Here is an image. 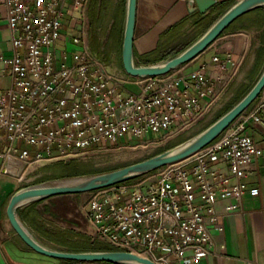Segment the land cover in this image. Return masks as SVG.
Segmentation results:
<instances>
[{"label":"built area","instance_id":"built-area-1","mask_svg":"<svg viewBox=\"0 0 264 264\" xmlns=\"http://www.w3.org/2000/svg\"><path fill=\"white\" fill-rule=\"evenodd\" d=\"M215 1L232 5L240 0ZM87 4L0 0V21L11 31L12 53L0 55L11 80L0 92V178L24 182L43 163L131 147L152 134L163 132V142L226 96L228 85L219 88L215 81L237 65L231 54H216L189 74L132 77L91 46ZM70 27L80 35L64 31ZM61 40L65 46L59 48ZM210 67L217 80L208 76ZM250 125L264 129V88L248 110L193 157L140 181L92 192L83 211L95 239L156 264H197L216 254L214 234L223 229L217 203L260 195L259 188L244 182L262 153L247 133ZM222 162L227 173L219 168Z\"/></svg>","mask_w":264,"mask_h":264},{"label":"crops","instance_id":"crops-1","mask_svg":"<svg viewBox=\"0 0 264 264\" xmlns=\"http://www.w3.org/2000/svg\"><path fill=\"white\" fill-rule=\"evenodd\" d=\"M261 8L264 9V7ZM172 11L176 12L175 16L169 18ZM220 14L221 11L215 7L206 14H201L198 11L190 13L187 1L182 0H138L134 40L137 62L141 65L161 62L158 61L161 54L158 53V49L163 42L162 37L175 25L186 20V25L182 30L185 33L199 19L202 18L203 24H206ZM121 41L123 44V34ZM262 47H264L263 44L260 45L259 49ZM249 49L250 39L248 35L239 31H225L206 51L171 73L189 74L204 64H209L216 54L223 58L227 54H231L237 65L230 67L228 75L223 80L215 81L219 88L225 84L230 88L231 81L240 73ZM0 55L5 57L12 55L11 31L4 21H0ZM263 70L264 66L258 78ZM8 71L9 65L0 63V92H4L10 87L11 80ZM208 76L217 80L218 75L213 67L208 69ZM247 133L253 136L262 153L248 168L244 182L250 188H259L260 195L257 197L245 195L240 201L231 198L220 200L217 203L216 211L223 229L214 234L213 250L216 254L208 256L197 264H264V129L250 125ZM219 168L225 173L228 172V166L225 162L220 163ZM154 180L152 179L146 184H150ZM23 187H26L23 182L16 179L5 176L0 178V264H73L69 263L71 261H62L35 252L13 229L7 215V207L12 195ZM85 194L87 193L51 197L36 208L43 218H51L62 230L88 236L89 234L93 235L94 231L83 211L84 205L89 201H83ZM235 204L240 206L235 210H229V207ZM40 206H43L44 209H40ZM52 208L56 213L53 212ZM52 215L58 220L53 219ZM77 264L88 263L78 262Z\"/></svg>","mask_w":264,"mask_h":264},{"label":"water","instance_id":"water-1","mask_svg":"<svg viewBox=\"0 0 264 264\" xmlns=\"http://www.w3.org/2000/svg\"><path fill=\"white\" fill-rule=\"evenodd\" d=\"M215 0H189V12L206 14ZM264 0H240L224 11L212 25L183 51L164 61L141 65L134 51L138 0L126 1L122 44V65L132 77H156L171 73L206 51L238 19L257 8ZM264 88V70L252 88L226 113L194 137L146 160L98 174L56 179L17 190L11 197L7 215L19 237L35 252L62 261L79 263L156 264L150 259L120 250L68 251L40 239L21 219L20 211L36 202L61 195L92 193L148 176L169 165L183 162L209 146L256 101Z\"/></svg>","mask_w":264,"mask_h":264},{"label":"rangeland","instance_id":"rangeland-1","mask_svg":"<svg viewBox=\"0 0 264 264\" xmlns=\"http://www.w3.org/2000/svg\"><path fill=\"white\" fill-rule=\"evenodd\" d=\"M120 2L121 0H88L85 14L86 24L89 29L91 46L93 47L94 43H96L99 46L98 49H101L102 52H106L110 55L109 60H113L115 64H117L124 70L122 65V43L119 46L117 45V42H115V36H117L116 33L118 34L119 31H121L120 27L117 24ZM230 4L231 2L217 3L215 5V8L219 9L222 12ZM175 13V11H172L169 15V18L175 16ZM67 22L69 23L70 20H67ZM209 23L210 22H208V24ZM124 24L125 20L123 22V25L121 26L122 34ZM200 27L201 26L195 24L193 27L188 28L182 35L178 34L175 39L170 41L169 47L178 48L182 47L187 42H191L192 40L197 38L198 33L202 32L205 28V26L201 27V29ZM64 31L68 34L70 33L72 35H80V33L76 29L74 30L71 27L69 29H64ZM231 31H239L248 35L250 39V49L242 65L240 73L231 81L230 88H228L223 101L220 102L217 107H215L212 111H210L196 123L190 125L182 132L176 133V130L173 131L174 135L163 142H160L163 139L164 135V133L162 132L159 134H152L151 137L143 143L139 144V142H133L131 143V147L113 149L110 151L94 153L67 160L43 163L37 170L27 174L23 185L30 186L52 181L55 180L54 177L57 175L68 174L71 172L85 174L84 176H88L93 175L96 172L102 173L116 170L146 160L152 156L164 152L194 137L195 135L206 129L220 116L226 113L231 107H233L246 94L244 93V91L242 92L244 95L241 93L244 88L248 92L257 81V79L255 82L251 81L249 77L256 67L257 52L261 45V37H263V29H261V17L259 15L248 16V18L246 17L238 24L235 29H232ZM64 46L65 41L61 40L59 43V48ZM127 88L133 92L139 91V89L134 85H127ZM61 164L73 165V169H55V167ZM143 178L144 177L140 178V180ZM137 181H139V179ZM91 196L92 193L85 194L83 196V201L87 202ZM40 209H44V207L40 206ZM53 212L56 213L55 210H53ZM51 217L55 220H58L54 215H52ZM41 221L48 228L61 229L59 226H57L58 224L51 218H43L41 216ZM89 237L93 241L102 243L101 241L96 240L95 237L91 234H89Z\"/></svg>","mask_w":264,"mask_h":264},{"label":"trees","instance_id":"trees-1","mask_svg":"<svg viewBox=\"0 0 264 264\" xmlns=\"http://www.w3.org/2000/svg\"><path fill=\"white\" fill-rule=\"evenodd\" d=\"M126 1L127 0H121L119 12H118V26L120 27L119 33L115 36V42H117V45L120 46L122 43V25L125 20V14H126ZM231 5H229L227 8H229ZM226 8V9H227ZM225 9V10H226ZM224 11L221 12V14ZM220 14V15H221ZM219 15V16H220ZM248 15H259L261 17V29H263V37H261V44L264 45V9L263 8H257L253 11H251ZM248 15H245L238 19L234 24H232L226 31L235 29L238 24L243 21ZM218 16V17H219ZM217 17V18H218ZM210 20L209 24L208 22L206 24L204 23V20L201 18L199 19L196 24L201 25V27L205 26L204 30L202 32L198 33V37L202 35L209 26L217 19ZM186 25V20L182 21L181 23L175 25L169 32L165 33L162 37L161 44L159 45L158 53H161L159 56L158 61H164L168 58L174 57L181 51H183L185 48H187L192 42H194L197 38H195L192 42H187L182 47L174 48L169 47L170 41L175 39L178 34H183V28ZM201 29V28H200ZM168 37V38H167ZM99 46L94 43L93 49L97 52H99L106 60L110 59V55L106 52H102L101 49H98ZM264 66V47L260 48L257 52L256 57V67L250 74L249 79L251 81H256L258 78L262 68ZM244 91V93H247V90H242L241 93ZM246 91V92H245ZM239 93V94H241ZM243 94V93H242ZM244 95V94H243ZM230 108V107H229ZM228 108V109H229ZM55 169L59 170H71L73 169V165H59L55 167ZM100 172H96L94 174H98ZM85 174H78V173H68V174H60L54 177V179H62V178H72V177H80L84 176ZM138 180V179H137ZM136 181V180H133ZM132 182V181H130ZM46 200V199H45ZM36 202L34 204H31L29 207L23 209L20 211V217L21 219L28 225V227L43 241L46 243L57 247L59 249L68 250V251H86V250H115L110 245H106L104 243H99L98 241H93L88 235L76 233L73 231H65L62 229H51L46 227V225L41 221V213L37 210L36 207H38L39 204H41L43 201ZM73 264H77L78 262H69Z\"/></svg>","mask_w":264,"mask_h":264}]
</instances>
